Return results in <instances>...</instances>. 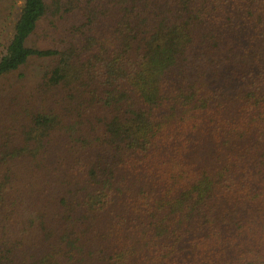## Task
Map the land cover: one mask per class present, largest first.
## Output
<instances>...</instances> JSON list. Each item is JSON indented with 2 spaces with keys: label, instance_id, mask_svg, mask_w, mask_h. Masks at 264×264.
<instances>
[{
  "label": "trees",
  "instance_id": "trees-1",
  "mask_svg": "<svg viewBox=\"0 0 264 264\" xmlns=\"http://www.w3.org/2000/svg\"><path fill=\"white\" fill-rule=\"evenodd\" d=\"M37 61L0 88V264H264V0L0 3V83Z\"/></svg>",
  "mask_w": 264,
  "mask_h": 264
},
{
  "label": "rangeland",
  "instance_id": "rangeland-1",
  "mask_svg": "<svg viewBox=\"0 0 264 264\" xmlns=\"http://www.w3.org/2000/svg\"><path fill=\"white\" fill-rule=\"evenodd\" d=\"M0 3H3L4 5H7L9 8L10 5L16 6V8H20L23 4V0H0ZM48 27L46 25H42L40 29L38 30L35 39L31 42L32 45L37 44V45H43L45 43V35L48 32L49 33ZM48 44V43H47ZM45 65L47 67L48 63L47 61H37L27 67L26 69H23V71L19 74L11 75L9 77H6L3 79L0 83V88L2 87V84H14V85H26L29 86L32 83L36 81V78L40 76L41 68L42 66Z\"/></svg>",
  "mask_w": 264,
  "mask_h": 264
}]
</instances>
